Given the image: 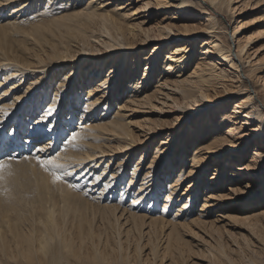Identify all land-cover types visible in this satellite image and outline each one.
<instances>
[{
    "label": "rangeland",
    "instance_id": "374dc122",
    "mask_svg": "<svg viewBox=\"0 0 264 264\" xmlns=\"http://www.w3.org/2000/svg\"><path fill=\"white\" fill-rule=\"evenodd\" d=\"M84 1L69 4L70 0H0V128L3 131L0 135V152L16 157L11 161L12 175H8L6 170L5 179L0 181V207L7 208V203L14 207L15 210L5 213V220L10 218V228L20 230L31 228L30 220L32 222L34 219L33 226L41 227L39 218L45 215L43 207H53L56 213L64 210L68 213L65 215L68 236L72 234L75 242L80 237L85 239L81 251L78 245H74L77 252H68L56 240L44 253L38 252L31 260L17 256L0 264H95L88 257L95 246L105 254L103 264H229V258L234 264H251V261L264 264V213L251 212L254 206L264 207L263 201L258 203V198H261L259 192L264 190V185L260 188L261 184L249 180L255 184L252 188L258 190V194L254 198H242L243 202L234 209H231V202L241 193L229 189L236 187L239 180L232 176L229 178V172L233 170L230 168L244 167L252 162H249L250 155L257 148V138L261 135L253 132L260 125L259 119L246 118L239 108L241 111L231 113L233 117L230 121L221 126L220 132L223 133L227 125L232 124L236 127L233 131L237 136L235 143H246L240 161H234L224 152H221L223 156L203 153L202 156H208L197 160L202 149L197 147L201 141L197 142L196 136L202 134L206 127L209 135L202 142H210L212 134L208 127L214 115L230 113L234 103L240 104V98L247 95L245 89L236 92L238 82L235 76L225 80L233 92L221 97L220 92L209 87L208 100L200 96L183 101L177 96L175 98L183 106L181 108L169 100L164 105L156 102L138 105L126 101L139 100L158 88L157 77L148 83H136L139 79L130 83L131 76H128L132 72L134 57L138 55L142 64H139L137 74H142L147 66L141 58L151 53L152 46L158 44V40L142 44L144 32L139 29L132 38L127 28L132 24H135V28L140 25L147 29L146 34L150 38L158 37L159 24H172L177 33H182L180 31L185 27L190 28V34L195 35L175 37L164 49L161 47V54H157L160 66L166 62L174 66L171 78L182 64L187 75L196 62L219 59L217 52L208 47L210 45L202 46V40L210 37L209 33L201 30L202 22L199 23V16L203 18L206 15L200 9L207 5L203 0H193L187 5L195 7L193 9L197 12L189 14L185 11L186 6H182L183 10L175 5L179 0H163L162 7L156 6V0L92 1L94 6L108 2L100 7L108 13L128 14L121 17L124 33L120 36L121 41L114 43L116 49L105 53V50H95L103 48L100 42L92 41L93 37H98L97 27L92 32L94 35L90 33L93 24L83 26L84 35H93L87 38V43L77 39L80 37L75 34L77 27H71L69 31L62 27L57 30L56 24H62L65 20L61 19L63 15L78 11L80 7L86 10L88 6ZM145 1H151L149 9L139 11L138 7ZM117 4H123L124 9H116ZM209 8L214 11L213 6ZM132 10L133 14L130 13ZM178 10L179 15L175 14ZM170 15L175 17L170 18ZM215 17L220 22L217 34L222 38L229 37L231 42L234 68L222 60H219L222 64L218 66L230 70V75L239 71L240 80L245 81L250 92H255L258 98L257 103L250 105L258 115V111L264 108V1L230 0L228 5L224 4L221 10L215 12ZM67 21L74 24L73 19ZM238 23L243 27L233 34L231 40L230 36ZM63 33L67 37L59 35ZM69 33L71 36H68ZM103 35L99 39L107 40L108 36ZM60 40L63 43L60 44ZM126 42L131 45L128 49L123 47ZM184 42L183 46H191L192 50L182 51L185 55L180 61H170L166 53L172 50V45ZM238 44L243 49L236 58L234 55ZM58 46L68 48L61 52L63 54L55 55L53 47L58 50ZM69 48L79 51V55L75 53L72 56ZM202 50L207 53L201 54ZM201 55L205 56L204 59ZM21 56L27 59L18 61ZM100 57L105 58L99 67ZM74 67H77L74 73L69 72ZM115 67H118L117 74H111L114 76L112 79L108 76V69ZM252 67L255 69L249 72ZM46 71L45 79L38 84ZM90 76L93 81H89ZM63 81L65 85H62ZM135 84L139 87L134 88ZM65 88L66 92L59 99L57 93L65 91ZM39 93L41 95L38 96ZM33 97H36L35 103L38 104L33 103ZM126 104L131 106L126 108ZM113 120H117L125 129L107 131L100 128ZM59 128L61 132H58ZM72 132L78 133L75 140H72ZM181 133H184L185 139L178 151ZM38 134H42L38 140L31 137ZM29 137L36 141L27 139ZM165 137L175 140L166 156L154 160L156 148L163 150L172 142L171 139L168 143ZM164 139L165 143H161ZM41 149L44 153L55 149L52 154L65 165V170L70 173L68 180L76 185L75 188H70L66 183H52L51 176L35 159L37 155L44 154ZM26 156L29 158L24 159ZM167 156L169 160H166ZM182 157L183 160L180 159ZM202 165L204 168H201ZM118 169L119 175L115 174ZM216 170L227 172V178L225 175L222 178L218 176ZM179 174L183 176L181 179ZM142 182L145 184L142 185ZM245 183L243 179L239 184L245 186ZM206 185L208 188L205 190ZM171 191V200L167 201L166 194ZM213 191L223 194L230 191L233 197L222 196L224 198L215 205L204 207V203L214 200L207 197L210 195L208 192ZM9 192H17L16 198L10 196ZM112 205H118L120 212L117 216L121 214L116 224L121 226L120 253L116 250L114 224L106 222L107 208ZM76 216L82 218L81 222ZM254 219L260 229L252 226ZM6 227L0 218V231L6 232ZM106 233L109 234V242L105 240ZM168 239L170 249H167ZM90 241L94 242L93 245ZM138 241L141 250H136ZM219 245L223 247L226 257L219 254ZM214 255L220 260L216 261Z\"/></svg>",
    "mask_w": 264,
    "mask_h": 264
},
{
    "label": "bare ground",
    "instance_id": "6f19581e",
    "mask_svg": "<svg viewBox=\"0 0 264 264\" xmlns=\"http://www.w3.org/2000/svg\"><path fill=\"white\" fill-rule=\"evenodd\" d=\"M81 1L82 0H70L69 4H78ZM92 1H95V0H91V1L85 0L84 1V3H87L86 6H88L86 8V10L82 9L83 7L81 8L80 5H78L80 7V10L74 11V12H68L65 15H63L61 17V19H65V20H63L64 22L61 21L62 24H60V23L56 24L57 30H61V27H62L63 29H66L67 31H69V30H71V27H73V28L77 27V28H75L77 30V32H75V34L77 36H80V37H77V39H80V40H82V42L87 43V38L88 37L92 38L91 36L94 35L92 32H94V29L97 27V29H95V30H98V37H96V38L93 37L92 41L96 42L97 44H98V42H100L102 45L101 48H103V49L96 48L95 50L97 52H100L102 50H103V52L105 50V53L111 52V50L116 49V47L114 46V43H119L121 41L120 36H123V34H124L122 31L123 26H121V24H120L121 17H123L124 15L128 16V14H123L124 12L121 15H115L113 13H108L107 10L100 8V7H103L102 5L106 6L108 2L103 3L101 6H98V5L94 6V4H92L93 3ZM162 1L163 0H156V6L162 7L164 5L162 3ZM203 1L207 6H204L203 9H200V10H202V13H206V15H203L204 16L203 18H202V16H199V18L201 17L199 23L202 22L203 28L201 30H204L207 33H209L210 37L207 38L206 40L205 39L202 40V46L203 45H205V46L210 45L208 47L211 49H214L217 52L216 56L219 57V59H217V60H214L213 58L212 59H205L206 63H205V61L196 62L195 67L187 75H185L186 74V72L184 71L185 67H183L184 64H182V67H180V70L173 75L174 76L173 78H171L170 75H172V73H173L174 66L168 62L163 63L162 66H160L157 54L158 53L161 54L162 48L164 49V47H166L165 45L168 44L169 42H171L175 37H180V36H187L188 37V36H193L195 34H192V33L190 34V28H186V27H185V29H182L180 31L182 33H177L173 29L172 24L166 23V24H159L158 25V37L157 38H150L146 34L147 33L146 28H141V27H139L140 25L137 28H135L136 27L135 24H132L130 28H127V33L130 34L132 36V38H134V36L137 34V31H139V29H140V31L144 32V37L142 38V41H141L142 44L143 43L146 44L148 41H153L154 39L158 40V44L152 46V48H151L152 51L149 55H146V56H144V58H141L144 60V65L147 66V68L144 69L142 74H137L139 64H141V63L137 58L138 55L134 57V60H133L134 62L132 63L133 66L131 67L132 72L130 71L131 73L128 76V77L131 76L130 83L134 82L135 79L140 80V81L137 80L136 83L141 82V81L148 83L153 78L157 77L156 87H158V88L154 89L149 94L148 93L145 94L142 98H139V100L131 99V100H126V101L133 103V104L137 103L138 105L139 104L142 105L144 103L150 104L152 102H156L158 104L164 105L165 103L167 104V101L169 100L172 104H174L175 106H179L181 108L183 106L181 104H178V102H177L178 100H176L177 96L180 97V100H183V101H186V100L192 99V98H197L200 96L205 97V99L208 100V93L207 92H208L209 87L215 88V90H217V92H220L221 97L226 95L227 92H230V93L233 92L234 91L233 88L230 85L226 84L225 80L228 79L227 77L234 75L235 79L238 82V84H237L238 90H236V92L241 91L242 89H245L247 91L246 92L247 95L240 98L241 99L240 104L234 103V108L231 110L230 113L224 112L223 115L222 114L219 115L220 113L214 115L213 122L210 124L211 126L208 127V129L211 130L210 134H212V137L210 138V142H206V143L202 142L204 140V138L209 135V132H206V127H204V131L201 132L202 134H199V136H196V139H198L197 142L201 141V142H199L197 147L199 149H202L200 151V155L197 159L198 161L204 159L209 154H215L217 156H219V155L223 156V153H221V152H224V154L226 156H230V158H232L234 161H238V160L240 161L241 156H243L240 154L243 152L246 143L244 141H240L238 143H235L234 139L237 136H235L236 134H234L235 132H233V131L236 127H233L232 124H228L226 127V131H224L223 133L220 132L221 126H224L223 124L226 125V123L228 121H230V118L233 117L231 115V113H238L239 111H241V110H238L239 108L242 109V112H243L242 115L245 116L246 118L253 117V118L259 119L258 124H260V125H259V127H257L258 130L255 129L253 132H254V134L260 133L261 135L257 138V143H256L257 148H255L254 151L252 152V155H250L249 162H251V161L252 162L250 164L247 163V165L244 167L243 166H240V167L239 166L238 167L233 166V168H230L233 170L229 172L230 173L229 178H231V176H232L234 178H239V180H238V182H236V187L229 188V189L235 190V191H237V193L238 192L241 193V195L235 196L231 202L232 203L231 209H234L235 207H237V205L239 203L243 202L241 200L242 198L243 199L254 198L255 195L258 194V190L255 191L252 188L255 185L253 183H259V185L261 184L260 188H262V186L264 185V170H262V168L264 167V151L261 150V149H264V108L260 109V110L258 109L259 114L256 115L255 114L256 112H255L253 106H250V105L257 103L258 98H257L255 92H253V91L250 92L251 90H250V88H248L247 83H245V81H243V80H240L241 76H240L239 71L230 75V74H228L231 72L230 70H228L226 68H221L218 66L219 64L220 65L222 64L221 61L219 62V60H222L224 63H227V65L230 68H234V66L232 64L233 54H232V49H231V42L229 40V37L226 36L227 38H222V37H220V35L217 34L216 30H218L217 28L219 27L218 25L220 24V22L217 19V17H215V12H217L218 10H221L222 6L224 4L228 5L230 0H203ZM263 1L264 0H261V2H263ZM150 2L151 1L143 2V4L138 7V10L139 11H141V10L147 11V9H149V7H150ZM191 2H193V0H179V3H177L175 5L180 7V8H183L182 6H186L185 7L186 10L184 8H183V10H185L187 13L197 12V10L193 9L195 7H193L191 5H187ZM100 3H101V1H100ZM212 6L214 7V11H211V9L209 8ZM115 7H116V9H122V8L124 9L125 6H123V4H117ZM130 13L133 14V10H132V12L130 11ZM175 14L179 15L180 11L178 10V12H176ZM174 15H170L169 17L174 18L175 17ZM68 19L69 20L73 19L74 24H72V25L69 24L67 21ZM201 19H203V21H201ZM140 23L141 22H139L138 24H140ZM87 24L88 25H90V24L94 25L93 27H90V33H92L93 35L92 34H89L88 36L84 35L85 27H83V26H85ZM242 27H243V24L240 25L239 23L235 26V30L232 33V35L230 36L231 40H233V34H237V32H239L240 29H242ZM136 29H138V30H136ZM112 30H114V31H112ZM103 34L108 36L107 40H100L99 39L100 36H104ZM177 34H180V35H177ZM59 35H61V37H64V36L67 37V35H65L64 33L59 34ZM68 36H71V33H69ZM43 41H44V38H43ZM61 41L62 40H60V42H59L60 44L63 43ZM92 41H90V42H92ZM129 44H130V42L125 44V46H123V47L126 49L130 48L131 45H129ZM184 44H185V42L183 44L172 45V50L170 52L166 53L167 57L170 61H174V62L180 61V59L182 57H184V55H185V53L183 54L182 51H184L185 49H187V51L192 50V47L190 45H189L190 48H187L188 46H183ZM53 45H56V44H53ZM93 47H95V46H93ZM93 47H92V49H93ZM237 47H238V50L234 55L236 58H237V56H239V54L241 53V51L243 49V47H241V45H239V44L237 45ZM58 48L59 49L57 50L53 47V51H54L53 53L55 55L63 52L64 50H67L66 48H68V46H63V47L58 46ZM202 51H201V54L207 53L205 51H203V52ZM207 51H211V50H207ZM75 53H78L77 55H79V51H75V49H70L71 55L75 54ZM61 54H63V53H61ZM200 57L204 59L205 56L201 55ZM104 58L105 57H100L99 59L97 58L100 62L99 67L101 66ZM26 59H27V57L21 56L18 61H24ZM186 59H188V56L186 57ZM238 61H239V58H238ZM91 62L92 61H89V63H91ZM63 65L65 66L66 64H63ZM92 66H94V65H92ZM27 68H29V67H27ZM76 68L77 67L72 68V70H69V72H73V70H75ZM117 69H118V67H115L114 69L113 68L108 69V71H109L108 76L113 79L114 76L117 74L116 73ZM254 69L255 68L252 67L248 71L252 72ZM69 72L67 73L68 77L70 76ZM126 73L124 70V74H126ZM82 74H80V76H82ZM111 74H113L114 76H112ZM46 75H47V71L42 74V76L39 79L40 82L38 84H40L41 81H43L45 79ZM67 79L70 81V78H67ZM79 80L81 81V78ZM89 81H93L92 76H90ZM96 83H98V82H96ZM62 85H65V81L62 82ZM98 85H101V83H99ZM137 85L138 84H135L134 88L139 87V85L138 86ZM66 87H67V85H66ZM217 87H219V88H217ZM131 88H133V87H131ZM43 91L45 92L44 89H43ZM65 92H66V88H65V91H62L61 93L58 92L57 93L58 98L60 99V97ZM40 93H42V92H40ZM40 93L38 94V96L41 95ZM72 96L75 97L76 94L73 93ZM130 96H133V95L130 94ZM139 96L140 95H137V97H139ZM255 98H256V100L254 101ZM32 101L34 104H38V102L35 103L36 97H33ZM34 104H32V105H34ZM72 104H73V102H72ZM127 104L125 106H126V108H129L131 106V104H129V105H127ZM73 108H75V107H73ZM158 109H160V108H158ZM177 109H179V108H177ZM158 111H161V109ZM246 120H248V119H246ZM197 122H199V121H197ZM246 122L247 121H244V123H246ZM106 123H104L102 125L100 124L101 125L100 128L107 130V131H110V130L119 131L120 129L121 130L125 129L122 127L121 124H118L117 120L116 121L113 120L110 123H108V122H106ZM186 126L188 127V125H186ZM126 127H127V125H126ZM60 128H61V126H60ZM60 128H59L58 132H61ZM2 132L3 131L0 128V135L2 134ZM31 132H35V130L31 131ZM115 133L118 134L119 132H115ZM126 134H127V132H126ZM41 135L42 134H38L35 136L31 135V137H35V139L38 140ZM44 135L45 134H43V136ZM81 135H84V134H81ZM195 135H198V134H195ZM31 137H29L27 139L34 141L35 139L33 140V138H31ZM165 139L167 140L168 137H165ZM165 139H164V142H161V143H165ZM171 139H172V142L169 143V141H171ZM173 139L175 140V138H169L168 139V141H167L169 143L168 148H163V150H162L161 147H159V148L155 147L156 150H155L154 160H156L157 157H159V160H161V157L163 155L166 156V152L168 151V149H170V147H171L170 145H172V143L174 141ZM184 139H185L184 133H181L178 151H180ZM0 140H1V138H0ZM123 146L126 147L127 145H123ZM197 151H195V152H197ZM100 152H103V150ZM182 152H183V150L181 151V155H182ZM203 153H208V155L206 154L205 156L204 155L202 156ZM92 155H95V154H92ZM143 155L144 154H142V156ZM95 157H96V155H95ZM169 159L170 158L167 156L166 160H169ZM180 159L183 160V157ZM223 166H225V164H223ZM201 168H204L203 165L201 166ZM222 169H224V168H222ZM154 171H155V169H154ZM218 173H219L218 176H220L221 178L223 177V175H225V177L227 178V175H228L227 172L223 173L220 170H218V171L216 170V174H218ZM115 174L119 175L120 169H118ZM181 177H183V176L180 175V179H181ZM199 177L200 176H198L196 178L197 181L199 180ZM113 178H115V177H113ZM243 179H244V182H246L245 186L244 185L242 186V184L241 185L239 184L243 181ZM249 180H252L253 183L251 184L249 182ZM176 181H178V179ZM206 181H205V183L207 184L208 182H206ZM113 182L115 183V180ZM146 182L148 183L149 181H146ZM143 184H145V182H142V185ZM149 185H151V184H149ZM211 185H212V183H211ZM204 188L206 190L208 188V185H206ZM16 193L17 192H9V195L16 198V196H15ZM170 193H172V191L167 193L166 194L167 196L165 195L167 201L171 200V198L169 197ZM208 193L210 195H208L207 197L209 199H212V200L214 199V200L212 201V203H208V202L204 203L203 204V205H205L204 207H208V205H215L217 202H219L220 199L224 198L222 196H226L228 198L233 197L232 193L230 191L226 194H223V193L218 192V191H216V192L213 191V192H208ZM260 193H261V198L260 199L258 198V203H260L261 201H263V203H264V190H260L259 194ZM152 196H153L152 199H154L155 196L153 194H152ZM135 198H137V197H134V199ZM138 201H140V200H138ZM220 206H223V205L220 204ZM5 207L4 208L0 207V214H1L0 218L2 219V222H5V224L7 226L6 232L0 231V262L6 261L8 259H11V258L17 257V256L25 258L26 260H31V259H33L34 255L37 254L38 252L44 253V251H46L45 249L49 248V246L52 245L51 243H53L54 241L56 242V240L59 241V243L61 244V246L63 248L68 249V252H69V250L74 252V250H75L74 245H78V249H79V251H81V248H82L81 244L85 243V239L80 237L79 241L75 242L74 240L76 238H74V236L72 234L70 237L68 236L67 232H69V228L65 227V225L67 223V220L65 219V215L68 214L66 211L61 210V212L56 213V211L53 207L52 208H48L47 206L43 207V209L45 210V215L43 216V218H41V217L39 218V223H41L42 226L41 227H34L33 224L35 223V219L32 220V222L30 220L31 228L24 229L25 230L24 231V230H20V229H11L10 228V224H11V223H9L10 218L7 217V219L5 220V218H6L5 213L8 211H11V210H15V209L13 206H10L9 203H7V208H5ZM68 207H70V205H68ZM254 207L255 208H253L251 212L258 211V213H264V210H260V209L264 208L263 206H258V208H256L257 206H254ZM118 209H119L118 205H114V206L112 205V206L107 208L106 212H107L108 216H106V222L107 223L113 222V224H114L113 226L115 229V239H116V245H117L116 250H117V252L120 253L121 249H122V241L120 238L121 226L116 225V224H118V220H119V217H121V214L119 216H117V213L120 212V210H118ZM250 216H251V214H250ZM76 218H78V216H76ZM78 220L81 222L82 218L79 217ZM80 222H78V224ZM252 226L255 229H260V227H259V225L255 219L252 222ZM133 231H134V228H133ZM129 234H130V232H129ZM91 237H92V235H91ZM98 237H101V234H98ZM105 240L109 242V234H107V233H106ZM90 242H91V245H93L94 242L93 241H90ZM53 245H55V244H53ZM170 248H171V246L169 245V239H168L167 249H170ZM219 248H220L219 254L226 257L224 254L223 247L221 245H219ZM92 250H93L92 254L88 255V257L90 259H92L94 262H96L95 264H103L104 263L103 260L105 259L104 252L99 251L96 246ZM136 250H141V247L139 246V241L137 242ZM75 252H77V250H75ZM75 256H78V255H75ZM213 257L215 258V255ZM210 259H211V257H210ZM215 260L219 261L220 259L215 258ZM214 263H215V261H214ZM228 263L234 264V262L230 258L228 259ZM218 264H220V262ZM251 264H257V263L254 261H251Z\"/></svg>",
    "mask_w": 264,
    "mask_h": 264
},
{
    "label": "snow or ice",
    "instance_id": "6c2138e0",
    "mask_svg": "<svg viewBox=\"0 0 264 264\" xmlns=\"http://www.w3.org/2000/svg\"><path fill=\"white\" fill-rule=\"evenodd\" d=\"M78 136V133L72 132V140H75ZM41 153H44V150H40ZM55 149H51L49 152L44 153L43 155H37L35 157L37 164L51 176L53 184L56 183H66L70 188H75L76 185L69 182L68 177L70 173L65 170V165L60 163L55 155L52 153ZM29 157H24L28 159ZM16 159L11 153H2L0 152V181L5 179V171H8V175L11 173V161Z\"/></svg>",
    "mask_w": 264,
    "mask_h": 264
}]
</instances>
